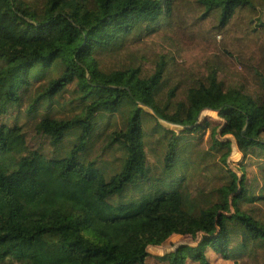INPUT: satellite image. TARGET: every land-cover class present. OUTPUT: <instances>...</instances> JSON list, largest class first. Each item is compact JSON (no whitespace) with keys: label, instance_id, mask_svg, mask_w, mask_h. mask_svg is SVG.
<instances>
[{"label":"trees","instance_id":"16d2710c","mask_svg":"<svg viewBox=\"0 0 264 264\" xmlns=\"http://www.w3.org/2000/svg\"><path fill=\"white\" fill-rule=\"evenodd\" d=\"M261 14L264 0H0V120L68 91L80 106L35 123L49 155L28 151L21 126L0 124V264H145L148 248L173 236L197 243L164 264H214L208 251L264 264V219L242 209L264 206ZM204 110L218 126L199 122ZM208 128L198 160L194 142ZM98 145L117 153L110 175L90 156ZM210 157L201 169L224 181L193 189L188 173Z\"/></svg>","mask_w":264,"mask_h":264},{"label":"rangeland","instance_id":"374dc122","mask_svg":"<svg viewBox=\"0 0 264 264\" xmlns=\"http://www.w3.org/2000/svg\"><path fill=\"white\" fill-rule=\"evenodd\" d=\"M260 20L264 23V14L260 15ZM148 69V66H146ZM45 76L44 73H38L35 74V76L32 78L33 81H39ZM222 80V77H220ZM71 98L70 91H68L63 97L60 99H55L51 105L50 108H47L48 104H45L41 110H39L38 113L35 115H29L26 114L23 109L19 111H13L8 117H4L0 120V124L6 123L8 125H18L22 127V131L25 137L26 141V146L28 151H37L39 153H44L48 154L52 152V149L48 146L47 139L44 137H41L40 135L35 133L34 125L35 123L40 119V116L45 114L46 112L50 113L52 116L56 118H64L71 116L73 113H77L79 111V104L75 101L74 103H69V100ZM144 110L154 116L152 112L144 108ZM125 113V110L120 112L118 115L115 117L110 118V124H109V129L113 128H120L121 123H122V116ZM208 120L209 124L211 127H216L219 125L220 120L217 117L216 112L204 110L200 115H199V122H204ZM161 126H163L166 129L173 130L175 132H179L183 130L184 128H178L175 126H172L170 124H167L163 121H159ZM219 138V136L217 135ZM264 139V136H262ZM224 139L231 140L233 142V147H232V152L230 156L228 157L227 160V165L229 166V169L234 171L237 176H241V173H239L238 166L241 163V155L237 152L235 148L234 141L231 137H225ZM154 140V139H153ZM196 146V150L199 153L198 160H200L201 156L209 150L211 142H210V129L208 128L207 130L203 131L200 135H198L197 140L194 142ZM101 145H98L93 152H91L90 156L92 158H97V159H102L103 161L99 164L100 168L102 171L108 175L114 173L117 170V153L114 155H110L108 153H103L100 149ZM148 151V150H147ZM148 163L150 165L154 164L155 161V156L154 154H151L148 151ZM202 165H200V169H198V173L194 172L193 170L190 171V173L193 175V181H192V188L193 189H202L206 190L207 192L211 189L217 188L223 181L224 179L221 176H218L216 171L209 167L208 170H203L201 168H204L203 166H210L215 162V157H210L204 161H201ZM183 171V168L180 169V172ZM179 172V173H180ZM245 172L248 174V177L250 179L256 174L255 172V167L253 164H249L247 169H245ZM243 210H246L247 212H252L254 214H257L258 217H263L264 219V206L259 205V204H248V203H243L242 206ZM197 243L196 239H191L187 237H179V236H173L171 237L162 247H150L148 248V253L151 254V257H149L145 264H164L159 261V256H162L168 252L173 251L177 246L180 244H186L190 246H195ZM158 255V256H157ZM208 259L211 263L214 264H233L230 261H215L214 258L215 256L213 253L208 251ZM214 260V261H213ZM5 264H10V263H5ZM187 264H196L192 262H187Z\"/></svg>","mask_w":264,"mask_h":264},{"label":"crops","instance_id":"0c3cea01","mask_svg":"<svg viewBox=\"0 0 264 264\" xmlns=\"http://www.w3.org/2000/svg\"><path fill=\"white\" fill-rule=\"evenodd\" d=\"M212 253V252H211ZM208 255V252H207V254H206V256ZM214 256H215V258H214V260L217 262V261H219V258L218 257H216V255L215 254H213ZM158 256V255H157ZM163 256V255H162ZM150 257H151V254H150ZM159 257H161V256H159ZM207 258H208V256H207ZM213 260V261H214Z\"/></svg>","mask_w":264,"mask_h":264},{"label":"water","instance_id":"95a60500","mask_svg":"<svg viewBox=\"0 0 264 264\" xmlns=\"http://www.w3.org/2000/svg\"><path fill=\"white\" fill-rule=\"evenodd\" d=\"M151 111V110H150ZM152 112V111H151ZM152 114L154 115V113L152 112Z\"/></svg>","mask_w":264,"mask_h":264}]
</instances>
